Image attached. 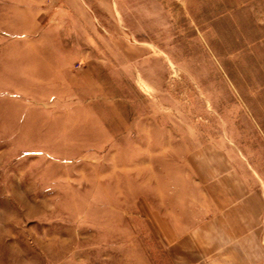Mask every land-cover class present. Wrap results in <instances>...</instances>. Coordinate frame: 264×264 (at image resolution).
<instances>
[{
  "label": "rangeland",
  "instance_id": "rangeland-1",
  "mask_svg": "<svg viewBox=\"0 0 264 264\" xmlns=\"http://www.w3.org/2000/svg\"><path fill=\"white\" fill-rule=\"evenodd\" d=\"M184 206L264 208V0H0V264H169Z\"/></svg>",
  "mask_w": 264,
  "mask_h": 264
},
{
  "label": "crops",
  "instance_id": "crops-1",
  "mask_svg": "<svg viewBox=\"0 0 264 264\" xmlns=\"http://www.w3.org/2000/svg\"><path fill=\"white\" fill-rule=\"evenodd\" d=\"M264 208L184 206L171 212L169 264H264Z\"/></svg>",
  "mask_w": 264,
  "mask_h": 264
}]
</instances>
